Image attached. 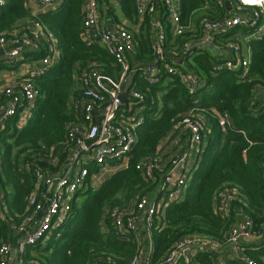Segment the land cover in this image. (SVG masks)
<instances>
[{
	"label": "trees",
	"instance_id": "trees-1",
	"mask_svg": "<svg viewBox=\"0 0 264 264\" xmlns=\"http://www.w3.org/2000/svg\"><path fill=\"white\" fill-rule=\"evenodd\" d=\"M115 1L116 4L99 0L100 19L105 25L126 27L135 37L134 52L128 55V85L144 98L143 102L135 104L143 115V122L135 132L137 143L121 170L99 188L89 187L85 194L83 188L76 193L61 237L53 236L28 246L23 255L25 264H130L138 252V242L133 235L122 241L112 229L106 233L103 228H109L106 211L133 204L152 192L153 186L141 176L138 166L146 159L155 158L162 140L176 123L196 109L206 122V146L185 200L171 205L165 219H156L153 225L152 264H163L176 243L186 237L223 243L239 217L235 214L239 209L242 217L254 222L261 236L264 233V35L260 40L249 42L252 60L248 73L243 75L242 70L218 69L228 57L210 47L193 44L191 52L185 54L186 43L198 44L201 40L202 20L219 19L227 14L218 0H209L208 4L204 0H181L182 22L190 27L182 36L174 34L163 6L160 5L153 16L142 19L137 14L135 0ZM84 2L64 0L57 10L37 18L27 9L26 0H8L0 6V37L12 39L14 30L39 22L53 34L61 54L54 68L34 80L40 98L28 121L20 126L16 116L0 129V194L7 205V218L0 222L2 241L11 238L10 224L19 227L31 214L27 205L36 189L34 168L56 172L69 155L72 144L66 143V125L81 121L72 105L73 98L82 93L78 87L81 70L92 64L117 81L123 76V67L106 47L83 41ZM157 19L165 32L164 48L174 53L166 54L163 60L157 58L153 48L159 30L155 26ZM250 33L236 27L216 36L212 45L221 48L229 42L242 41ZM44 54V50L25 51L23 60L15 67L40 59ZM152 65L161 70L158 84H150L142 78V68ZM170 65L181 72L195 71L204 84L194 93L189 92L179 76L168 73ZM6 69L13 67L0 66V72ZM4 102L5 98L0 97V106ZM224 113L229 116L226 131L219 125V116ZM64 144L67 150L60 153ZM55 159L58 166L49 164ZM224 186L235 189L241 198L234 203L237 212L231 217H221L214 208L215 195ZM81 195L86 196L83 202L78 201ZM256 247V243L247 246V254L258 264H264V246L253 250ZM34 253H38L37 256ZM216 257V254H199L196 262L213 264L212 259Z\"/></svg>",
	"mask_w": 264,
	"mask_h": 264
},
{
	"label": "built area",
	"instance_id": "built-area-1",
	"mask_svg": "<svg viewBox=\"0 0 264 264\" xmlns=\"http://www.w3.org/2000/svg\"><path fill=\"white\" fill-rule=\"evenodd\" d=\"M204 1L209 3V0ZM236 1L237 8L228 11L223 17L202 20L201 40L198 44L195 41L186 43L184 51L185 54L190 53L193 44L198 47H203L204 43L212 45L216 36L226 34L236 27L250 30L251 33L240 42H229L221 48L215 47L219 51L218 54L229 52L232 55L231 58H226L223 64L218 65V69L242 70L243 75H246L252 60L249 42L260 40L264 35V0ZM7 2L8 0H0V6ZM63 2L64 0H26L27 9L33 18L57 10ZM110 2L116 4V1ZM135 3L137 14L142 19L145 16H153L158 7L163 6L167 21L176 36L184 35L190 28L182 22L181 0H135ZM82 16L83 41L88 45L99 44L106 47L123 67L124 73L117 81L102 74L92 64L89 68L81 70L82 93L72 100L81 121L66 125V143L72 144L71 149H68L69 155L61 165L63 168L56 172H50L48 168H34L36 189L28 199L27 205L31 214L19 227L9 225L11 238L7 241L0 240V264H10L11 261L14 264H25L23 255L28 246L45 242L53 236L60 238L62 228L69 220L76 193L83 188L92 187L93 178L101 175L103 170L124 167L137 143L135 132L143 122V115L135 104L143 102L144 98L128 85V55L134 52L135 37L124 26L105 25L101 21L99 0H85ZM155 26H158L159 30L155 35L153 48L157 58L163 60L166 54L174 53L164 48L165 32L158 19ZM13 35L12 39L0 37V49H7L15 41L21 40L25 51L38 53L44 50L45 54L40 59L21 65L22 80L0 87V97L5 98V102L0 106V129L4 128L10 118L16 116L19 117L20 126L28 121L40 98L35 78L47 74L59 63L61 57L57 40L39 22H32L16 30ZM25 51L14 48L5 58L11 63H17ZM179 70L177 67L167 66L168 73L179 76L189 92L194 93L204 84L201 76L195 71ZM142 71L145 81L150 84L160 82L161 70L157 65L145 66ZM126 86L129 87L128 100L123 104L121 97ZM228 117L227 113L219 116V125L223 131H226ZM205 133L204 116L197 109L191 110L162 140L156 157L146 159L138 166L141 176L153 186L152 192L135 200L133 204L107 209L109 228L103 227L108 231L112 229L122 241L133 235L138 242V252L130 264H152L153 225L156 219H165L166 211L171 205L185 200L190 180L198 168L201 153L206 146ZM66 150L67 146L64 144L60 153ZM125 160V165H122L121 162ZM49 164L58 166L56 159ZM30 169L28 166L27 171ZM240 199L235 189L224 186L215 195L214 208L221 217H231L237 212L234 203ZM5 210V199L0 194V222L7 218ZM235 214L239 217L231 225L223 243L201 237H186L176 243L163 264H198L196 256L199 254H216L217 257L212 259L213 264H223L220 256L232 258V264H258L249 257L246 250L251 243L264 245V233L261 236L255 229L254 222L241 216V209ZM262 228L264 229V225ZM16 234L21 238L17 255L14 256Z\"/></svg>",
	"mask_w": 264,
	"mask_h": 264
},
{
	"label": "crops",
	"instance_id": "crops-1",
	"mask_svg": "<svg viewBox=\"0 0 264 264\" xmlns=\"http://www.w3.org/2000/svg\"><path fill=\"white\" fill-rule=\"evenodd\" d=\"M220 5H222V7H224V10H226L227 12L232 10L233 8L230 7V2H224L223 0H220L219 1ZM7 4V3H6ZM16 30H14L15 32ZM13 32V33H14ZM14 37V36H13ZM20 49L22 52L25 51V47L23 46V44L21 43V40H18V41H15L12 45H10L7 49H0V66L4 65V64H7V65H11L13 67V69H6L1 73H4V72H8L6 74H3L2 75V80L0 79V87L4 86V85H7L9 83H15V82H19L20 80H22V76H23V72H22V67L21 65L23 63H27V62H30V61H25L23 62L20 67L16 68L15 66L21 62L23 60V56H22V59H19V61L16 63H11L9 62V60H7L5 57L7 56V53L12 50V49ZM225 56H227L228 58L232 57V55L229 53V52H226L225 53ZM113 175V174H112ZM110 178V177H109ZM108 178V179H109ZM96 179L98 178H95L93 180V184H94V181H97ZM107 180V179H106ZM105 180V181H106ZM105 181H99L101 183V185L105 182ZM6 210H7V205H6ZM5 210V212H6ZM104 231L107 233L108 232V229L105 228ZM21 238V236H19V238L17 237V234L14 235V256L17 255V252H18V244H19V239ZM252 244V243H251ZM250 245V244H249ZM263 243L261 244H258V247L256 248H252L253 250H260L261 248H263ZM220 260L222 261L223 264H232L233 263V259L232 258H227V256H220L219 257ZM10 264H14V262H10Z\"/></svg>",
	"mask_w": 264,
	"mask_h": 264
},
{
	"label": "rangeland",
	"instance_id": "rangeland-1",
	"mask_svg": "<svg viewBox=\"0 0 264 264\" xmlns=\"http://www.w3.org/2000/svg\"><path fill=\"white\" fill-rule=\"evenodd\" d=\"M224 2H230V7L231 8H233V10H235L236 8H237V6H238V4H237V1L236 0H223ZM113 2L115 3V0H113ZM119 13V12H118ZM198 19L197 20H199L200 19V17H197ZM201 20V19H200ZM200 20H199V22H200ZM196 23H198L197 21H196ZM126 26H127V23H126ZM194 26H195V24H194ZM243 37V36H242ZM242 37H240V38H242ZM6 73H8V72H4V73H1L0 74V79L2 80V75L3 74H6ZM78 87L79 88H81V84L79 83V85H78ZM138 113V112H137ZM136 113V114H137ZM125 163H126V160L125 161H123V162H121V164L122 165H125ZM60 169H62L63 167L61 166V167H59ZM123 168V166H121L120 168H118V169H115V168H111V170H109V169H106V170H103V172H100L101 173V175H97V176H95L96 178H98V179H96L97 181H94V184H93V181H92V188H99L100 186H101V183L99 182V181H105L106 179H108L109 177H111L112 176V174H114L116 171H118V170H121ZM109 170V171H108ZM94 177V178H95ZM94 178H93V180H94ZM87 190V188H85L84 189V191H83V194H85V191ZM155 193H153V195H154ZM86 200V196L85 195H81V197L78 199V201L79 202H83V201H85ZM104 229H105V227H103ZM253 244V243H252ZM36 256H37V254L38 253H34Z\"/></svg>",
	"mask_w": 264,
	"mask_h": 264
},
{
	"label": "water",
	"instance_id": "water-1",
	"mask_svg": "<svg viewBox=\"0 0 264 264\" xmlns=\"http://www.w3.org/2000/svg\"><path fill=\"white\" fill-rule=\"evenodd\" d=\"M203 45L206 46V47H210L217 54L219 53L218 49L215 48L214 46H212L210 43H204ZM128 89H129V87L126 86L124 94L121 97V101H122L123 104H126V102L128 100V93H127Z\"/></svg>",
	"mask_w": 264,
	"mask_h": 264
}]
</instances>
